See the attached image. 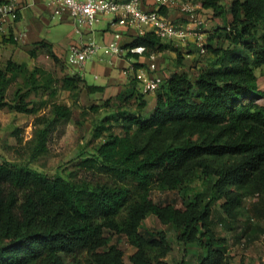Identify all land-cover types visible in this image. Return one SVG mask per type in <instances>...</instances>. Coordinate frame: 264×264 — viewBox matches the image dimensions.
<instances>
[{
	"label": "trees",
	"instance_id": "16d2710c",
	"mask_svg": "<svg viewBox=\"0 0 264 264\" xmlns=\"http://www.w3.org/2000/svg\"><path fill=\"white\" fill-rule=\"evenodd\" d=\"M202 5L215 15L229 12V45L215 44L219 34L210 36L209 59L191 73L182 69L181 47L164 42L154 31L125 43L124 48L144 46L147 56L173 50L178 68L156 90L148 117L143 115L147 93L137 76L116 95L112 113L93 126V137L104 140L78 163L84 177L0 162V264H124L125 252L113 236H125L136 247L131 264H170L167 256L174 243L167 232H141L150 215L176 228L185 256L189 244L202 249L196 264H231L217 221L232 230L245 199L255 198L254 215L264 222V103L258 101L264 100V90L256 73L264 67V0H202ZM160 11L167 15L168 7ZM7 42L17 43L12 36L3 38ZM43 51L60 61L46 40L28 50L33 58ZM134 67L148 65L135 62ZM19 79L28 90L18 88L9 102L7 93ZM39 88L50 89L51 96L70 91L75 104L51 99L49 111L36 116L33 157L47 150L58 122L75 119L85 126L88 112L111 107L108 98L77 109L83 91L92 96L106 89L79 73L59 76L13 59L0 63L1 106L34 114L38 108L28 96ZM116 126L121 132H106ZM195 177L202 179L203 189L183 207L158 203L151 195L154 187L177 190ZM253 223L250 218L237 238L264 232V226Z\"/></svg>",
	"mask_w": 264,
	"mask_h": 264
},
{
	"label": "rangeland",
	"instance_id": "374dc122",
	"mask_svg": "<svg viewBox=\"0 0 264 264\" xmlns=\"http://www.w3.org/2000/svg\"><path fill=\"white\" fill-rule=\"evenodd\" d=\"M30 15L31 12H29ZM206 21L208 24L207 29L203 30L207 42L210 36L215 37V44L227 47L229 41L225 38V27L230 24V14L225 12L222 15H215L211 10L205 12ZM48 21H44L41 38L46 39L52 43L55 49L63 55H68V47L73 43H79L83 38H88L85 31L92 29V37L98 44H105L103 40L102 31L109 29V20L112 16L101 17L100 21L92 28L81 27V32L77 30L78 26L72 19L63 21L58 18H52L50 15L45 14ZM113 31L119 30L117 26L112 27ZM123 31L122 29H120ZM177 44V43H176ZM183 53L185 54L184 65L182 69L195 72L199 66L204 64L209 59V53H201L197 45L193 41H189L186 45H181ZM9 47L2 44L0 46V63H5L7 58L14 56L18 62H25L30 69L40 66L62 76L66 73L82 74L90 84H103L104 76L99 74L96 77V72L92 68V62L87 63L84 69L77 65H69L65 56H60V61L56 62L52 56L46 52H39L38 56L32 58L24 50L10 47V51H6ZM177 52L166 51L160 55V62L165 64L161 71H173L177 67ZM111 66V56L99 54L94 60L99 61ZM259 87L264 90V67L257 68ZM159 83L162 81L157 78ZM161 84V83H160ZM22 87V92H26L28 87L23 83L22 79L16 81L7 93V100L12 102L15 98V93L18 88ZM142 89V87H141ZM51 90L39 88L33 91L28 100H31L38 108L34 114L20 113L12 109L10 105H0V162L11 161L21 165H27L40 172L48 173L51 175L60 173L65 176L71 177V172H76L77 179L84 177L86 174L81 170L78 163L90 156L95 152L97 146L104 140L103 137H93V126L101 124V121L112 112L111 108L118 103L116 95L111 93H98L92 96L84 95L76 106L78 110L83 108V105L89 106L91 104H103V102L112 98L110 103L111 107H102L98 112H88L87 119L84 120L85 126L79 125L73 120H63L57 123L56 128L50 133L47 150L37 157H33L35 140V118L37 115L44 114L49 111L50 100L58 102H66L70 105L75 104V96L67 90H59L57 95L51 96ZM148 106L144 110L143 115L148 117L156 104V96L153 92L147 93ZM264 103L263 99L258 100ZM130 107L135 109V103L132 101ZM116 131L121 132V128L114 127L106 132ZM73 178H76L75 176ZM203 189L202 179L195 177L193 180L185 183L177 190H163L154 187L151 190L153 199L161 204L175 203L178 207H183L184 202L190 201L196 192ZM255 198L245 199L242 207V215L240 221L231 230L225 228L221 221H217V231L220 235L227 238V252L231 256V264H264V232H257V236L253 238L243 236L237 238V234L241 232L242 228L246 227L248 220L253 219V224H261L264 222L259 220L253 212L252 202ZM219 204V203H218ZM217 204V206H218ZM164 230L167 232L169 238L174 243V249L167 256V261L170 264H196L198 262V255L202 249L196 244L188 245V253L185 256V246L177 241V230L172 225H166L159 221L155 215L148 216L142 226L141 232L147 234L148 231ZM255 234V233H253ZM113 242H117L125 252L124 264H131L130 255L136 251L125 236L112 237Z\"/></svg>",
	"mask_w": 264,
	"mask_h": 264
},
{
	"label": "built area",
	"instance_id": "2783aa9c",
	"mask_svg": "<svg viewBox=\"0 0 264 264\" xmlns=\"http://www.w3.org/2000/svg\"><path fill=\"white\" fill-rule=\"evenodd\" d=\"M155 9H146L145 0H51L61 10H67L77 22V30L81 27L92 28L101 17L112 16L109 24L112 27L134 29L139 35L154 31L162 40L186 45L193 41L201 53H206L207 39L203 33L204 20L199 19L198 6L194 0H155ZM161 6H175L185 14L195 15L193 20L177 23L160 11ZM19 13L17 0H0V46L3 38L18 41V36L12 33L11 27ZM114 38L103 45L95 41L73 43L69 47L66 61L69 65H83L94 60L98 55L119 56L126 53L144 55V46L124 48L123 32L119 29L113 32ZM142 90L146 93L156 91L160 83L157 78L146 71L138 75Z\"/></svg>",
	"mask_w": 264,
	"mask_h": 264
},
{
	"label": "crops",
	"instance_id": "0c3cea01",
	"mask_svg": "<svg viewBox=\"0 0 264 264\" xmlns=\"http://www.w3.org/2000/svg\"><path fill=\"white\" fill-rule=\"evenodd\" d=\"M17 2L19 5V13H18V17L15 23L11 27V31L12 33L18 36V41L17 43H11V42L4 43V46L9 47V48L12 47V48H18L20 50H24L29 56L31 55L29 54L28 50L32 49L35 43L42 41V40H46V39L41 38L44 21L45 22L48 21L45 17V14L50 15L52 18H58L63 21L72 19L73 22L77 24V22L69 14L67 10L59 9L55 3L51 2V0H17ZM194 2L198 6L197 13H198L199 19L204 20L203 30L204 29L206 30L208 27V24L205 23L206 21L205 12H209L211 10L205 9L203 7L202 0H194ZM144 7L146 9H155L157 7L156 1L155 0H145ZM29 12H31L32 15H30ZM167 15L171 17L172 19H175L177 23H186L195 18V15L185 14L179 9V7H175V6L168 7ZM118 28L123 30L122 32H123V43L124 44L132 41L133 38H135L136 36H139V34L134 29H127L124 27H118ZM92 32H93L92 29L86 30L85 34L86 36H88V38L86 39L83 38L80 42L91 41V40L95 41L94 38L92 37ZM113 32L114 31L110 24H109V29L107 30L104 29L102 31L103 40L105 43L110 42L114 38ZM163 41L170 43V41L168 40H163ZM173 44H176V43H173ZM176 45L181 47L182 51L184 50L180 44H176ZM9 48L6 50L7 52L10 51ZM53 50L59 57L65 56V58H67V55H63L61 54V52L57 51L54 45H53ZM68 51H69V47H68ZM166 51H169V50H166ZM166 51H163V52H166ZM163 52L153 53L152 55H149V56L145 54L144 55L138 54L139 57L128 56V53L125 52V54L123 55L111 56V63H112L111 66H108L102 63L101 62L103 60L102 58L99 61L91 60L93 61L92 68L96 72V77H98L99 74L104 76V83L99 84V85H104L106 87L105 92L111 93L110 95H113V94L118 95L126 87L129 86L134 76L138 77V75L143 71H146L147 73L162 80L160 83H163V81L175 71V70L164 71V72L161 71V69L165 67V64L160 62V55ZM9 59L15 60V57L11 55V57L7 58V60ZM88 62H86L83 65H77V66L80 67L81 69H84ZM135 62L146 63L148 67L139 68L136 70L134 67ZM153 93L156 96V91H154ZM86 94L87 92L83 91L82 97Z\"/></svg>",
	"mask_w": 264,
	"mask_h": 264
}]
</instances>
